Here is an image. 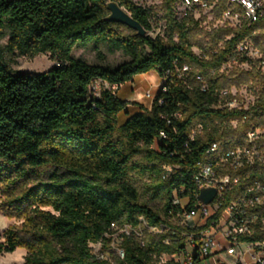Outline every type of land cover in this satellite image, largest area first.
Wrapping results in <instances>:
<instances>
[{"label": "trees", "instance_id": "1", "mask_svg": "<svg viewBox=\"0 0 264 264\" xmlns=\"http://www.w3.org/2000/svg\"><path fill=\"white\" fill-rule=\"evenodd\" d=\"M179 2L163 0L164 37H153L150 10L132 0H0V41L8 39L7 50L32 58L50 54L58 64L44 73H13L0 50V210L21 222L0 235V256L24 249V264H182L162 260L184 254L191 233L171 219L173 194L183 189L180 196L191 199L189 208L198 202L199 164L212 144L239 146L249 123L264 129V94L246 111L225 106L243 73L226 76L221 70L233 58L246 63L234 49L254 29L215 30L202 46L194 41L199 20L178 18ZM111 3L147 35L109 21ZM224 4L220 0L218 12ZM99 44L129 61L111 68L72 56L77 48ZM195 46L208 58L201 59ZM184 65L189 71H182ZM153 71L165 82L151 108L139 106L124 124L119 118L130 103L116 92L99 97L91 92L95 81L121 87ZM247 74L264 82L259 72ZM244 116H249L245 126L231 124ZM246 184L241 180L227 193L224 207ZM141 219L172 228L175 235L145 233L143 245L125 237L123 259L95 258L91 245L107 250L114 240L112 224L138 227ZM255 229L239 240L264 239L262 223Z\"/></svg>", "mask_w": 264, "mask_h": 264}, {"label": "built area", "instance_id": "2", "mask_svg": "<svg viewBox=\"0 0 264 264\" xmlns=\"http://www.w3.org/2000/svg\"><path fill=\"white\" fill-rule=\"evenodd\" d=\"M224 1L220 13L230 28L236 31L254 29L253 37H247L235 45L234 55L246 60L243 65L257 68L264 78V0ZM219 3L220 0H180L182 11L179 18H201V13L208 9L211 12L217 11ZM230 39L231 37L227 38ZM222 45L223 43L219 46ZM197 55L201 59L208 58L203 52ZM229 64L240 65L236 58L231 59ZM182 71H189V67L184 65ZM198 79L202 81L200 76ZM119 88L116 84L99 80L92 84L91 92L99 97L102 91L117 92ZM203 88L205 90L206 86ZM223 95H227V92H223ZM147 97L151 98L152 94L148 92ZM225 106L229 109L238 108L232 99ZM248 121L249 116H244L231 124L235 127L245 126ZM207 156L199 164V171L194 178L198 202L189 208L191 199L180 196L183 189L173 194L172 205L176 212L170 213L171 219L178 226L189 229L191 233L187 235L186 252L168 259L182 264H226L217 256V250L225 244V252L233 258V264H244L245 258L250 264H264V239L256 242L239 240L240 237L252 236L256 232L257 223L264 226V129L251 122L244 129L243 142L239 146L224 148L215 143L209 148ZM241 180L247 182L243 192L224 207L227 193L233 191ZM203 190L216 191L210 204L200 201ZM141 220L138 227L112 224V244L121 242L125 237H135L143 245L145 233L156 235L168 231L175 235L172 228L151 227ZM169 242V239L165 240V243ZM91 247L95 258L104 261V251L97 250V247L103 248L102 244H93ZM124 255V249L120 246L117 256L123 259Z\"/></svg>", "mask_w": 264, "mask_h": 264}, {"label": "rangeland", "instance_id": "3", "mask_svg": "<svg viewBox=\"0 0 264 264\" xmlns=\"http://www.w3.org/2000/svg\"><path fill=\"white\" fill-rule=\"evenodd\" d=\"M132 2L137 6L150 10L152 15L151 24L153 27V30L150 33L151 36L156 37L160 35L161 37H164L165 22L162 20L163 0H132ZM181 11V7L178 4L176 8L178 18ZM197 20L200 22L201 29L194 41L201 42L202 46H208V39H206V37L210 33L222 28H230L223 20L221 13L218 11L211 12V9L201 13V18L197 17ZM120 31L125 34L127 33L124 29H120ZM7 46V38L0 41V50L3 53L4 63L13 73L24 72L39 74L51 70L56 65V62L51 59L50 54L39 55L34 58L21 56L18 53L9 52ZM193 51L196 54L202 52L197 46L193 48ZM72 56L76 59H82L92 65H104L111 68H115L124 62L129 61V58L122 52L111 50L106 44L90 45L87 48H77L72 52ZM248 72L257 74L258 69L251 65L227 64L221 70V73L226 76H230L233 73H243L242 83L239 86H233L229 89L235 106L242 108L243 110H248L254 106L264 94V82L259 77L254 78L253 76L248 75ZM164 82L165 80L155 71L139 75L136 76L132 82L124 85L123 88L120 87L116 92L117 97L126 99V101L131 104V110L133 111L139 110L140 105L150 108L157 92ZM122 91L124 93H122ZM148 92L152 94L151 98L147 97ZM260 118L264 120V115L260 116ZM124 120V115H121L119 119L120 124H122ZM0 221L7 225L4 228H0V235H2L9 227L21 224L19 221L7 219L2 214L1 210ZM119 247L120 242H116L109 245L107 250H103L102 247H97V250L104 251V261L114 263L115 257L117 256V249ZM26 255V250L18 249L12 254L1 255L0 264H24ZM167 259L168 258L166 257L162 258L163 261H166ZM245 261L248 262V259H245Z\"/></svg>", "mask_w": 264, "mask_h": 264}, {"label": "water", "instance_id": "4", "mask_svg": "<svg viewBox=\"0 0 264 264\" xmlns=\"http://www.w3.org/2000/svg\"><path fill=\"white\" fill-rule=\"evenodd\" d=\"M111 15L109 21L125 25L136 31L139 36H146L147 32L128 12L121 8L116 3L109 5ZM216 196L215 190H203L200 194V201L205 204H210Z\"/></svg>", "mask_w": 264, "mask_h": 264}, {"label": "crops", "instance_id": "5", "mask_svg": "<svg viewBox=\"0 0 264 264\" xmlns=\"http://www.w3.org/2000/svg\"><path fill=\"white\" fill-rule=\"evenodd\" d=\"M128 84V83H127ZM127 84H125V85H127ZM122 88L124 87V85L123 86H121ZM123 90V89H122ZM124 91V90H123ZM122 91V93H124ZM121 99V98H120ZM121 100H123V101H126V99H121ZM127 102V101H126ZM141 106V105H140ZM144 108H147L146 106H144ZM151 108V107H150ZM150 108H147V109H150ZM139 112V110H135V111H133V110H131V104L128 106V109H127V111H125L122 115H124V118H125V120H124V122L122 123V124H124L125 122H126V120L129 118V116L130 115H133V114H136V113H138ZM120 119V118H119ZM225 249H226V247H225V244H222V248L220 249V250H217V256H218V258L219 259H222L223 261H225L226 262V264H233V258L231 257V256H228L227 254H226V252H225ZM245 259H247V258H245ZM244 264H249V261L247 262V261H245L244 260Z\"/></svg>", "mask_w": 264, "mask_h": 264}, {"label": "clouds", "instance_id": "6", "mask_svg": "<svg viewBox=\"0 0 264 264\" xmlns=\"http://www.w3.org/2000/svg\"><path fill=\"white\" fill-rule=\"evenodd\" d=\"M6 226H7L6 224H4L2 221H0V228H4Z\"/></svg>", "mask_w": 264, "mask_h": 264}]
</instances>
